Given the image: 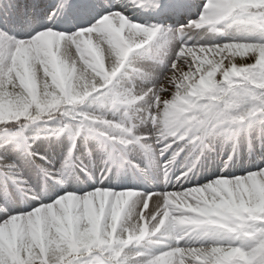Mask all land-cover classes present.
I'll return each instance as SVG.
<instances>
[{
  "label": "snow or ice",
  "instance_id": "1",
  "mask_svg": "<svg viewBox=\"0 0 264 264\" xmlns=\"http://www.w3.org/2000/svg\"><path fill=\"white\" fill-rule=\"evenodd\" d=\"M0 264H264V0H0Z\"/></svg>",
  "mask_w": 264,
  "mask_h": 264
}]
</instances>
